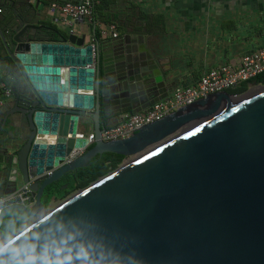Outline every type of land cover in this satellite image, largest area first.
<instances>
[{
	"label": "water",
	"instance_id": "1",
	"mask_svg": "<svg viewBox=\"0 0 264 264\" xmlns=\"http://www.w3.org/2000/svg\"><path fill=\"white\" fill-rule=\"evenodd\" d=\"M70 1L82 2L0 0L18 107L0 133V226L12 210L35 219L9 237L0 227V264H264V90L212 94L105 142L121 115L169 98L173 76L134 19L97 40L94 63L86 34L42 23ZM90 127L93 147L66 163ZM105 153L128 161L49 210L46 189Z\"/></svg>",
	"mask_w": 264,
	"mask_h": 264
},
{
	"label": "crops",
	"instance_id": "2",
	"mask_svg": "<svg viewBox=\"0 0 264 264\" xmlns=\"http://www.w3.org/2000/svg\"><path fill=\"white\" fill-rule=\"evenodd\" d=\"M108 5L105 13L116 27L118 20L125 23L135 19L136 12L171 15L170 20L157 25L145 24V31L152 40L159 41L162 66L171 71L179 87L195 84L210 69L237 63L244 54L264 47V0H105L104 8ZM4 14L3 9L0 15ZM42 23L59 29L67 27L57 8L46 12ZM74 30L86 34L87 39L95 33L88 26L78 30L74 26ZM0 76L7 79L1 68ZM13 106L7 100L0 109ZM82 133L93 134L94 130L90 127Z\"/></svg>",
	"mask_w": 264,
	"mask_h": 264
},
{
	"label": "built area",
	"instance_id": "3",
	"mask_svg": "<svg viewBox=\"0 0 264 264\" xmlns=\"http://www.w3.org/2000/svg\"><path fill=\"white\" fill-rule=\"evenodd\" d=\"M101 0H82L81 3H66L59 5V16L64 25L70 30L74 26H88L94 28V35H88V43L93 47V59L96 61V32H99L101 38L105 39L116 32L115 24H103L95 17V6ZM76 32V31H75ZM79 33V32H78ZM84 34V33H83ZM264 74V47L253 52L244 54L237 63L224 64L210 69L195 84L187 87L177 88L172 96L159 101L151 106L147 111L140 113H124L120 121L115 126L105 127L101 137L105 142L122 140L137 133L146 125L152 124L168 115L212 94L228 92L229 90L238 89L244 83L249 86L240 94H232L234 99L252 94L255 89L262 88L260 84L249 83L259 75ZM0 106L5 101L11 100L14 95L12 87L0 76ZM78 138L89 140V145L83 148L74 149L66 158V163L72 162L77 157L83 155L88 148L94 145L95 134L79 133Z\"/></svg>",
	"mask_w": 264,
	"mask_h": 264
},
{
	"label": "trees",
	"instance_id": "4",
	"mask_svg": "<svg viewBox=\"0 0 264 264\" xmlns=\"http://www.w3.org/2000/svg\"><path fill=\"white\" fill-rule=\"evenodd\" d=\"M104 1L101 0L98 5L95 6V17L97 20L102 21L105 24H115L112 18L108 13H105V10L109 8L105 6ZM118 26V25H117ZM97 40L101 39L99 32L95 34ZM2 78L9 81L2 76ZM264 81V74L259 75L249 83L251 84H262ZM193 85V84H192ZM191 86V85H187ZM185 86V87H187ZM247 87L241 86L238 89L229 90L231 94H240L246 90ZM93 145L91 146V148ZM128 157L114 154V153H105L102 156H96L91 162L90 165L85 168L77 169L66 176H64L58 182H55L46 189L45 195L43 197V203L46 206H49L54 201H63L72 195L75 192H79L82 189L87 188L92 183L96 182L100 178L110 174L117 170ZM67 185L66 189L63 187ZM28 215L20 210H12L9 212L5 220L1 223V230L5 237H9L17 233L27 222Z\"/></svg>",
	"mask_w": 264,
	"mask_h": 264
},
{
	"label": "flooded vegetation",
	"instance_id": "5",
	"mask_svg": "<svg viewBox=\"0 0 264 264\" xmlns=\"http://www.w3.org/2000/svg\"><path fill=\"white\" fill-rule=\"evenodd\" d=\"M134 16H135V19L134 20L144 21L147 25L148 24H150V25H157V24L161 23L162 21H165V19H169L170 20V16L171 15L170 14H159V13L158 14L157 13H154V14L153 13L145 14V13H141V12H136ZM122 23H123L122 21L118 20V26H117V30H116L115 33H119L120 32V29H121L120 28V25ZM158 39L161 40L163 38L159 36ZM99 40H103V38H101ZM173 84H174L173 87H172L173 88V91L170 93V96H172L173 92L177 88H180L179 85H178V83L174 82ZM14 100H15V97L13 95V98L10 100V104L13 103V105H14L12 108L7 107V108H1L0 109V131H1L0 133H2V132L5 131V129H3V123H4V120H5V117H6L7 112H14V111H17L18 110V107H17L16 103H14ZM1 129H3V130H1Z\"/></svg>",
	"mask_w": 264,
	"mask_h": 264
},
{
	"label": "rangeland",
	"instance_id": "6",
	"mask_svg": "<svg viewBox=\"0 0 264 264\" xmlns=\"http://www.w3.org/2000/svg\"><path fill=\"white\" fill-rule=\"evenodd\" d=\"M75 29H80V26H78V25H76L75 26ZM262 89V88H261ZM260 88H258V89H255V91L252 93V94H254L255 92L257 93V91H259V90H261ZM128 161V159L125 161V162H127ZM76 193H78V191L77 192H75V193H73L72 195H70L68 198H70L71 196H73L74 194H76ZM68 198H66V199H68ZM65 199V200H66ZM65 200H63V201H54L53 203H51L50 205H49V207H48V209L50 210V209H53V208H55L56 206H58V205H60L62 202H64ZM34 218H29V219H27V222H26V224H25V226H27V225H29V224H31L32 222H34Z\"/></svg>",
	"mask_w": 264,
	"mask_h": 264
},
{
	"label": "bare ground",
	"instance_id": "7",
	"mask_svg": "<svg viewBox=\"0 0 264 264\" xmlns=\"http://www.w3.org/2000/svg\"><path fill=\"white\" fill-rule=\"evenodd\" d=\"M263 90H264V89H261V90L257 91V93H260V92L263 91ZM255 93H256V92H255ZM255 93H254V94H255Z\"/></svg>",
	"mask_w": 264,
	"mask_h": 264
}]
</instances>
